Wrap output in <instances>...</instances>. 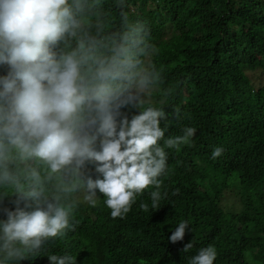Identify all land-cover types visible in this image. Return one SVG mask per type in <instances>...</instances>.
Listing matches in <instances>:
<instances>
[{
    "label": "clouds",
    "instance_id": "obj_1",
    "mask_svg": "<svg viewBox=\"0 0 264 264\" xmlns=\"http://www.w3.org/2000/svg\"><path fill=\"white\" fill-rule=\"evenodd\" d=\"M116 7L113 14L106 0H0V264L39 257L74 232L80 206H98L97 190L112 219L125 218L150 189V204L141 200L139 209H159L168 195L165 148L192 145L191 126L165 138L164 109L178 84L166 85L153 61L145 23L124 0ZM223 152L216 147L211 158ZM186 229L181 220L168 240L182 241ZM192 248L190 241L182 251ZM47 258L76 264L67 252ZM216 258L207 245L188 264Z\"/></svg>",
    "mask_w": 264,
    "mask_h": 264
},
{
    "label": "trees",
    "instance_id": "obj_2",
    "mask_svg": "<svg viewBox=\"0 0 264 264\" xmlns=\"http://www.w3.org/2000/svg\"><path fill=\"white\" fill-rule=\"evenodd\" d=\"M124 4L145 23L166 85L178 84L164 109L165 138L191 126L197 129L192 145L165 148L169 175L161 192L168 195L159 209H139L141 200L150 204V189L125 218L112 219L97 190L98 206H80L74 232L20 264H50L48 255L66 252L76 264H188L207 245L217 250L214 264H264V0ZM106 7L120 10L116 0H106ZM216 147L224 152L212 159ZM231 186L237 187L238 213L221 207ZM181 220L191 231L173 244L168 237ZM190 241L193 248L183 252Z\"/></svg>",
    "mask_w": 264,
    "mask_h": 264
},
{
    "label": "rangeland",
    "instance_id": "obj_3",
    "mask_svg": "<svg viewBox=\"0 0 264 264\" xmlns=\"http://www.w3.org/2000/svg\"><path fill=\"white\" fill-rule=\"evenodd\" d=\"M250 77L253 82L259 83L257 80V75L250 74ZM224 212H235L238 213L241 211V206L238 204V198H237V187L231 186L228 191L224 193L223 199H222V206ZM238 211V212H237Z\"/></svg>",
    "mask_w": 264,
    "mask_h": 264
}]
</instances>
